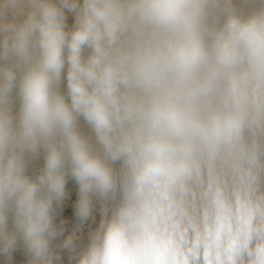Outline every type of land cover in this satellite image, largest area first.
<instances>
[{"label":"clouds","instance_id":"obj_1","mask_svg":"<svg viewBox=\"0 0 264 264\" xmlns=\"http://www.w3.org/2000/svg\"><path fill=\"white\" fill-rule=\"evenodd\" d=\"M0 264H264V0H0Z\"/></svg>","mask_w":264,"mask_h":264},{"label":"rangeland","instance_id":"obj_2","mask_svg":"<svg viewBox=\"0 0 264 264\" xmlns=\"http://www.w3.org/2000/svg\"><path fill=\"white\" fill-rule=\"evenodd\" d=\"M66 89V82L62 85V90H65ZM69 189L74 193L75 192V185L73 182H70L69 183ZM73 201L75 200V195L73 194V197H72ZM73 213H74V207H72L71 204H69L68 206L65 207L64 209V214L67 215V216H73ZM95 220H89L87 223L89 225H91L92 227H95V226H98V223H99V220H100V215H99V211H97L95 214Z\"/></svg>","mask_w":264,"mask_h":264}]
</instances>
